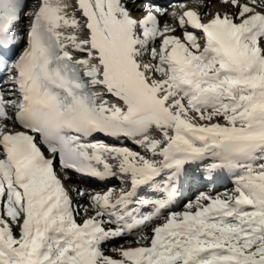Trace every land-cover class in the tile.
<instances>
[{
  "label": "snow or ice",
  "instance_id": "6c2138e0",
  "mask_svg": "<svg viewBox=\"0 0 264 264\" xmlns=\"http://www.w3.org/2000/svg\"><path fill=\"white\" fill-rule=\"evenodd\" d=\"M195 2L0 0V264H264V0Z\"/></svg>",
  "mask_w": 264,
  "mask_h": 264
},
{
  "label": "bare ground",
  "instance_id": "6f19581e",
  "mask_svg": "<svg viewBox=\"0 0 264 264\" xmlns=\"http://www.w3.org/2000/svg\"><path fill=\"white\" fill-rule=\"evenodd\" d=\"M157 2L158 3H167V0H157ZM171 2L173 4H175L177 2H186L188 4V7H190V8H199V6L195 2V0H171ZM36 3H37V0H29L28 1V6H32V8H30V11L34 10V8L36 6ZM211 7H212V12L215 13L216 11L222 12L221 10L223 8H225V5L222 4L220 2V0H212ZM175 10H177V9H175V8L169 9L170 12L171 11H175ZM199 10L203 11L202 8H199ZM141 14H143V12H134V15H136L137 17H139ZM209 18H210L209 16H205L204 17L205 21L208 20ZM28 23H29V21L27 19H22V25H26ZM106 98L109 99L110 101H114L113 97L108 96ZM103 141H105L108 144H116L117 146H127V147L131 148L134 151H141V149H139V147L136 144H134L132 141L125 140L123 138L121 140L117 141L114 138L105 137L103 139ZM110 163H112V161H110ZM68 176L70 177V179L65 181V183H66V186H71L70 189H73V187H75V188L86 189L89 192H96V191L103 192V191H106L109 188H115V189L118 190L120 187L123 186L120 176L118 178L117 177H113V178H110V179L105 180V181H100L98 179H94V178H90V177H86V176L85 177H81V176L80 177H76V176H73V175H68ZM72 183H77V184H75L73 186V185H71ZM225 186H226V188H229V190H230L233 187L232 179L231 180H226L224 185L223 186H219V188H217L215 191L217 193H222L225 190L224 189ZM205 190H208V188H206L203 185L202 186L200 185L199 190L196 193L199 194V191H205ZM195 196L196 195H194V194H189L188 197L185 198V200L188 199V198H195ZM73 200H74V202H76L77 204H80L83 207H87L88 206L87 202L83 198L77 196L75 194V192H74ZM82 200H84V202L81 204ZM177 210H182V209L180 207H177ZM131 239H133V238L132 237H126V238L118 239V240L112 241L110 245H113V244L118 243V242H123V241H126V240H131ZM110 245H106L105 247L108 248Z\"/></svg>",
  "mask_w": 264,
  "mask_h": 264
},
{
  "label": "rangeland",
  "instance_id": "374dc122",
  "mask_svg": "<svg viewBox=\"0 0 264 264\" xmlns=\"http://www.w3.org/2000/svg\"><path fill=\"white\" fill-rule=\"evenodd\" d=\"M218 7H219V6H218ZM30 8H31V7H30ZM219 8H220V7H219ZM223 9H224L225 11L228 10V9H226V7L223 8ZM223 9L221 10L222 12H224ZM26 11H30V9H27ZM165 21L170 22V20H168L167 18H165V19L163 18V22H165ZM72 184H74V183H72ZM72 184H71V185H72ZM224 189H225V190H229V188H224ZM225 190H224V191H225ZM224 191H223V192H224ZM83 202H84V200L81 201V204H82ZM124 244H125V241L115 243V244H113V245H110L109 247H119L120 245H124ZM109 254H112V253L109 252Z\"/></svg>",
  "mask_w": 264,
  "mask_h": 264
}]
</instances>
